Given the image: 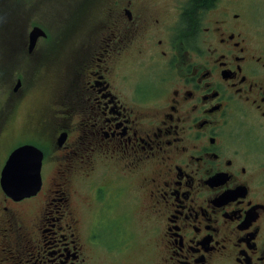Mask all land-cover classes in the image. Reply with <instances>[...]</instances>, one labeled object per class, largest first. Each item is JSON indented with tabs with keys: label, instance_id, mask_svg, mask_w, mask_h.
<instances>
[{
	"label": "flooded vegetation",
	"instance_id": "1",
	"mask_svg": "<svg viewBox=\"0 0 264 264\" xmlns=\"http://www.w3.org/2000/svg\"><path fill=\"white\" fill-rule=\"evenodd\" d=\"M251 6L73 0L67 49L47 35L30 48L7 11L0 136L33 88L53 100L24 112L4 154L31 143L43 158L36 194L0 185V264H264V11ZM17 67L36 72L8 93Z\"/></svg>",
	"mask_w": 264,
	"mask_h": 264
},
{
	"label": "rangeland",
	"instance_id": "2",
	"mask_svg": "<svg viewBox=\"0 0 264 264\" xmlns=\"http://www.w3.org/2000/svg\"><path fill=\"white\" fill-rule=\"evenodd\" d=\"M72 2L73 0H0V59H1V48L5 41V27L7 26V11H8V30L21 29L23 27H32L33 24L42 26L46 33L47 38L40 42L50 43V45H56L60 43L59 47L67 49L69 44V33L68 26L70 24L71 12H72ZM181 2V1H180ZM252 3L251 9L254 10L257 15L262 14L264 11L263 0H249ZM184 3V2H182ZM254 6V9H253ZM9 37V34H8ZM59 49V48H58ZM53 54V51H50ZM53 56V55H52ZM11 66V65H9ZM22 69V70H21ZM13 69L8 68V93L16 84V77L21 76V79L25 82L30 81V74L34 71L30 67H17L15 69L16 73L10 74L9 71ZM21 70V72H20ZM31 71V72H30ZM40 85L47 83V77H43L39 80ZM6 83L4 78L1 82ZM33 88L28 97V103L19 112V115H15L12 119L8 120V137L0 136V166L4 164V154L9 143L18 129L24 125V112L34 110L37 113L42 112L43 108L52 102L53 99L49 97L42 96L41 91H35ZM34 92V93H33ZM0 93V98H1ZM46 154V181H49L48 177L52 174L56 167V160L52 156L53 148L49 145L47 148H42ZM2 190L0 189V199L2 196ZM4 202L0 204V212H3ZM24 206V205H23ZM21 206V207H23ZM25 209L27 206L24 207ZM85 214V213H84ZM95 248L98 249L100 241L96 242ZM134 250V249H133ZM132 250V251H133ZM127 255L121 257L122 260L130 259L131 252ZM143 251L139 252L142 255ZM134 258V256H133Z\"/></svg>",
	"mask_w": 264,
	"mask_h": 264
},
{
	"label": "water",
	"instance_id": "3",
	"mask_svg": "<svg viewBox=\"0 0 264 264\" xmlns=\"http://www.w3.org/2000/svg\"><path fill=\"white\" fill-rule=\"evenodd\" d=\"M40 36H46V31L43 27L34 25L29 32L30 48ZM42 158V150L31 143H24L14 148L1 170L2 190L15 199L36 194L42 183Z\"/></svg>",
	"mask_w": 264,
	"mask_h": 264
},
{
	"label": "trees",
	"instance_id": "4",
	"mask_svg": "<svg viewBox=\"0 0 264 264\" xmlns=\"http://www.w3.org/2000/svg\"><path fill=\"white\" fill-rule=\"evenodd\" d=\"M194 1L197 5L205 7L206 5L210 4L213 0H191Z\"/></svg>",
	"mask_w": 264,
	"mask_h": 264
}]
</instances>
